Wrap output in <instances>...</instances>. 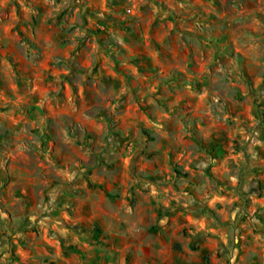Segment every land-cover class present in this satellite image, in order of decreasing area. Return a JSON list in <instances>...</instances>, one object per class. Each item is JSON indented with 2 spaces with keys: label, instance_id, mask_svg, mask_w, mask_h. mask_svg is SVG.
Here are the masks:
<instances>
[{
  "label": "rangeland",
  "instance_id": "374dc122",
  "mask_svg": "<svg viewBox=\"0 0 264 264\" xmlns=\"http://www.w3.org/2000/svg\"><path fill=\"white\" fill-rule=\"evenodd\" d=\"M88 202L264 264V0H0V264Z\"/></svg>",
  "mask_w": 264,
  "mask_h": 264
},
{
  "label": "crops",
  "instance_id": "0c3cea01",
  "mask_svg": "<svg viewBox=\"0 0 264 264\" xmlns=\"http://www.w3.org/2000/svg\"><path fill=\"white\" fill-rule=\"evenodd\" d=\"M80 214L76 220L68 221V227L59 228V237L22 233L28 245L22 248L18 245L19 239L15 240L16 257L12 264H223L220 261H229L227 245L234 246L232 239L224 236L227 232H221V222L213 211L212 219L205 225L208 231L204 228L207 232L200 236L195 252L191 251L189 240L177 237L173 230L164 227L165 222H162L164 228L156 233L158 226L145 221L141 214L138 226L126 224V232L115 230L122 226L117 214L107 210L96 214L89 202L81 206ZM70 224L79 226L71 229ZM95 225L108 234L102 232L96 236L92 230ZM234 252L236 255L238 250Z\"/></svg>",
  "mask_w": 264,
  "mask_h": 264
}]
</instances>
